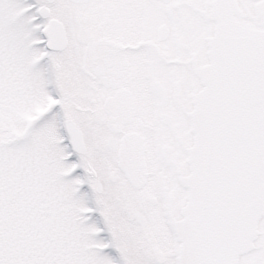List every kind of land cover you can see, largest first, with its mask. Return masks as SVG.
I'll return each instance as SVG.
<instances>
[{"label":"snow or ice","instance_id":"obj_1","mask_svg":"<svg viewBox=\"0 0 264 264\" xmlns=\"http://www.w3.org/2000/svg\"><path fill=\"white\" fill-rule=\"evenodd\" d=\"M0 264H264V0H0Z\"/></svg>","mask_w":264,"mask_h":264}]
</instances>
